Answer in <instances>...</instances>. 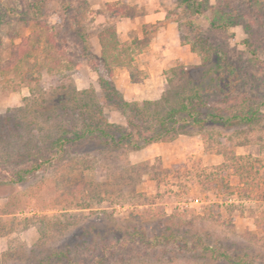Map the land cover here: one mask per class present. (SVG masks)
Masks as SVG:
<instances>
[{
  "label": "rangeland",
  "instance_id": "1",
  "mask_svg": "<svg viewBox=\"0 0 264 264\" xmlns=\"http://www.w3.org/2000/svg\"><path fill=\"white\" fill-rule=\"evenodd\" d=\"M31 1L0 0V115L8 114L11 124L18 123L0 141V264H34L59 249L69 250L72 260L59 264H96L97 253L91 250L96 242L116 245L100 264H227L209 258L203 243H217L229 252L239 250L247 262L264 264L263 106L251 122L237 121L231 128L210 126L201 133L139 150L97 152L88 145L85 149L74 146L23 181L10 180L16 178L15 169L26 163L23 149L29 141L41 143L59 124L43 116V98L60 92L62 86H93L100 91L98 74L83 55L86 43L99 54L97 33L107 26L115 28L121 42L142 40L131 52L132 81L147 75L138 63L145 61L146 55L140 53L151 42H172L165 32L156 35L161 25L173 23L177 42L187 45L186 54L191 55L167 63L156 94L138 99L125 97V88L115 83L113 71V82L128 101L159 98L167 86L168 69L200 64L209 45L220 48L235 63L241 96L255 104L261 101L264 0L256 9L250 6L256 4L253 0H208V8L195 14L179 0H43L49 23L61 19L59 35L70 41L71 59L77 64L52 73L44 60L50 45L36 37L41 27L23 17ZM197 1L205 6L204 0ZM150 10L164 18L135 23L139 27L129 26V32L121 23ZM219 11L236 15L237 24L225 30L213 28L210 21ZM74 16L80 20L86 43L67 30V19ZM250 21L255 36L244 28ZM245 39L253 44L257 58ZM142 87L152 90V86ZM210 100L220 105V98L212 95ZM104 112L109 122L125 124L116 108L105 107ZM170 231L173 239L158 236Z\"/></svg>",
  "mask_w": 264,
  "mask_h": 264
},
{
  "label": "trees",
  "instance_id": "2",
  "mask_svg": "<svg viewBox=\"0 0 264 264\" xmlns=\"http://www.w3.org/2000/svg\"><path fill=\"white\" fill-rule=\"evenodd\" d=\"M179 1L191 14L202 13L209 6L208 0H204L205 6L197 0ZM253 2L256 4L251 3L250 6L255 9L262 3L260 0ZM42 3L43 0H32L28 5L29 13L23 17L41 27V30L36 32L37 40L43 37L44 42L50 45V50L44 57L47 72L71 70L77 64L71 59L73 54L70 41L63 40L59 35L61 19L58 23L50 24ZM86 12L83 6V13ZM219 14L213 16L210 21L213 28L225 30L237 24L236 15L222 11H219ZM244 28L255 36L251 21L246 23ZM67 30L71 34L76 33L82 42H87L78 17H68ZM97 38L100 45L99 54L92 52L86 43L83 58L98 74L100 91L93 86L85 89H68L62 86L60 92L53 91L47 98H43V116L48 120L57 119L59 124L41 139V143L33 144L29 141L25 146L26 150L23 149L26 163L15 169L16 178L10 177L11 182L23 181L27 175L45 168L56 155L66 153L74 146L85 149L88 145L91 150L97 152L139 150L152 143L171 142L180 135L201 133L210 126L231 128L237 121L251 122L256 118L258 107H264V98L256 105L241 96L237 91L238 74L235 63L227 53L213 45H209L205 50L200 64L170 67L167 86L159 98L128 101L114 84L113 71L116 66H132L134 59L131 52L142 40L121 42L113 26L101 29ZM244 42L248 45L250 53L257 58L253 44L248 39ZM191 49L196 51L193 46ZM212 95L220 98V105L210 100ZM105 107L116 108L123 115L125 124L109 122L104 112ZM11 119L8 114L0 115V141L9 137L11 129L18 126V123L11 124ZM10 144L9 142L8 146ZM141 233L144 234V231ZM158 236L168 240L173 239L175 235L170 231ZM110 248L115 249L116 245L110 247L96 242L91 248L92 252L97 253L94 262L100 264L105 260ZM202 250L213 260H223L227 264H251L239 250L229 252L227 249H221L217 243H203ZM62 261H72L69 250H54L34 264H59Z\"/></svg>",
  "mask_w": 264,
  "mask_h": 264
},
{
  "label": "crops",
  "instance_id": "3",
  "mask_svg": "<svg viewBox=\"0 0 264 264\" xmlns=\"http://www.w3.org/2000/svg\"><path fill=\"white\" fill-rule=\"evenodd\" d=\"M164 17L160 15L159 11H153L150 10L146 12L142 16H138L131 19H122L121 23L124 26H128L127 30L128 32L131 30L130 28H138L139 25L142 23H148L156 20H162ZM137 23V24H135ZM129 26H131L129 28ZM175 27L173 26V23H166L164 25L160 26V29L157 31V36H162L165 33L169 36V38L172 40V42H168V40L164 42L154 43L151 42L150 46L146 48L143 52L140 53V55L145 54L146 59L144 62L138 63L139 70H146L147 75L142 76V80H136L132 81L130 76V70L129 68L125 66H117L114 70V81L115 83L120 86L124 87V93L125 97H134L135 99H138L141 95H155L157 90V84L160 80V73H162V69L167 66V63L170 61L176 60V59H183L187 55L186 53V46L187 45H181V43L177 42V39L175 38ZM165 32V33H164ZM171 47V48H170ZM148 50V51H147ZM192 54V60L194 55ZM190 55V54H189ZM187 55V56H189ZM191 56V55H190ZM194 62L195 61L194 59ZM148 85L152 86V89L150 92H148V89L139 88ZM154 87V88H153ZM129 88V89H128ZM149 98V97H146ZM156 98V97H152ZM2 245V242H0Z\"/></svg>",
  "mask_w": 264,
  "mask_h": 264
}]
</instances>
